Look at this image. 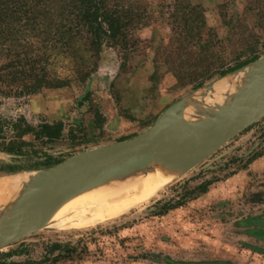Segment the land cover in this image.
I'll return each instance as SVG.
<instances>
[{"label": "rangeland", "instance_id": "1", "mask_svg": "<svg viewBox=\"0 0 264 264\" xmlns=\"http://www.w3.org/2000/svg\"><path fill=\"white\" fill-rule=\"evenodd\" d=\"M117 1L125 31L116 44L103 43L85 82L0 92V178H32L44 169L27 170L29 164L49 158L53 167L132 138L180 98L249 72L264 59V0ZM65 62L57 67L62 75L70 74ZM19 119L33 128L59 123L61 135L53 141L31 132L17 137L11 122ZM19 141L18 154L2 150ZM17 167L22 170L9 172ZM90 224L47 226L0 248V261L264 264V117L154 198Z\"/></svg>", "mask_w": 264, "mask_h": 264}, {"label": "water", "instance_id": "2", "mask_svg": "<svg viewBox=\"0 0 264 264\" xmlns=\"http://www.w3.org/2000/svg\"><path fill=\"white\" fill-rule=\"evenodd\" d=\"M256 75L232 103L208 109L203 116L184 112L188 94L169 105L142 133L107 146L71 156L41 170L19 202L1 216L0 248L47 227L68 200L140 170L160 156H189L188 169L264 117V59L254 65ZM211 87L201 90L208 94ZM196 107V104H193ZM187 169V170H188Z\"/></svg>", "mask_w": 264, "mask_h": 264}, {"label": "trees", "instance_id": "3", "mask_svg": "<svg viewBox=\"0 0 264 264\" xmlns=\"http://www.w3.org/2000/svg\"><path fill=\"white\" fill-rule=\"evenodd\" d=\"M115 1L0 0V84L4 85L0 92L28 93L60 88L72 79L85 82L98 66L103 43L116 44L125 31L122 10ZM256 58L244 60L226 72ZM64 62L70 74L58 72L57 67ZM11 128L17 137L31 132L35 139L53 141L61 135L59 123L33 128L19 119L11 122ZM22 144L11 142L2 150L18 154ZM48 159L26 168H49ZM18 170L22 168H12L9 172ZM0 264L6 263L0 261Z\"/></svg>", "mask_w": 264, "mask_h": 264}, {"label": "bare ground", "instance_id": "4", "mask_svg": "<svg viewBox=\"0 0 264 264\" xmlns=\"http://www.w3.org/2000/svg\"><path fill=\"white\" fill-rule=\"evenodd\" d=\"M255 75L256 68L249 72L239 70L214 84L208 94L197 92L195 102L188 101L185 116L190 117L192 111L203 116L208 109H221L232 103L241 88L252 84ZM193 104H196V107ZM192 161L189 156L162 155L140 170L68 200L58 209L48 226L54 229H68L111 220L129 208L157 196L166 186L177 180ZM31 183L32 178L21 173L0 178L1 216L19 202Z\"/></svg>", "mask_w": 264, "mask_h": 264}]
</instances>
